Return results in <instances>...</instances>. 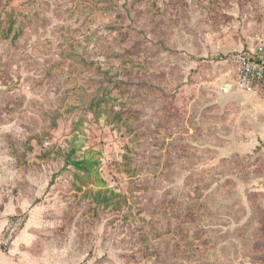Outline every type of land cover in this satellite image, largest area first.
I'll use <instances>...</instances> for the list:
<instances>
[{"label":"rangeland","instance_id":"rangeland-1","mask_svg":"<svg viewBox=\"0 0 264 264\" xmlns=\"http://www.w3.org/2000/svg\"><path fill=\"white\" fill-rule=\"evenodd\" d=\"M263 37L264 0H0V139L38 193L33 249L264 264V92L223 61Z\"/></svg>","mask_w":264,"mask_h":264},{"label":"crops","instance_id":"crops-1","mask_svg":"<svg viewBox=\"0 0 264 264\" xmlns=\"http://www.w3.org/2000/svg\"><path fill=\"white\" fill-rule=\"evenodd\" d=\"M224 48L238 51L243 49V43L239 39L234 43H227ZM245 93L256 95L249 92ZM13 127L14 123H12ZM3 128L5 126L0 124V132ZM7 142L0 139V233L8 223L9 218L19 212L29 210L31 218L15 239L10 251L6 253L0 250V264H60L52 260L55 259L52 254H43L33 249L35 240L30 231L36 221V211L40 207V203L35 204L39 199L38 193L36 189L30 193L29 190L21 188L18 184L20 172L13 166L14 157H8L2 150Z\"/></svg>","mask_w":264,"mask_h":264},{"label":"built area","instance_id":"built-area-1","mask_svg":"<svg viewBox=\"0 0 264 264\" xmlns=\"http://www.w3.org/2000/svg\"><path fill=\"white\" fill-rule=\"evenodd\" d=\"M224 63L234 73V87L240 91L259 94L264 92V40L226 55ZM24 218L10 220L0 234V248L9 251L24 225Z\"/></svg>","mask_w":264,"mask_h":264},{"label":"trees","instance_id":"trees-1","mask_svg":"<svg viewBox=\"0 0 264 264\" xmlns=\"http://www.w3.org/2000/svg\"><path fill=\"white\" fill-rule=\"evenodd\" d=\"M72 164L74 165L76 170L82 171L84 173H88V172H90L92 166L96 165L97 162H92V160H82V161H75ZM105 193H107V192H105ZM97 194H98V196L104 195V193H102V192H98ZM112 195H114V194H112Z\"/></svg>","mask_w":264,"mask_h":264},{"label":"water","instance_id":"water-1","mask_svg":"<svg viewBox=\"0 0 264 264\" xmlns=\"http://www.w3.org/2000/svg\"><path fill=\"white\" fill-rule=\"evenodd\" d=\"M263 40H264V38H263Z\"/></svg>","mask_w":264,"mask_h":264}]
</instances>
